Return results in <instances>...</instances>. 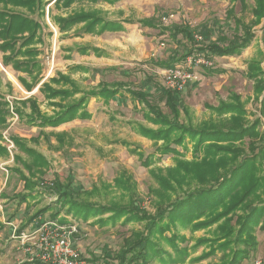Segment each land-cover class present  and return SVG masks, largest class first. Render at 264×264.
Wrapping results in <instances>:
<instances>
[{
    "label": "trees",
    "instance_id": "obj_1",
    "mask_svg": "<svg viewBox=\"0 0 264 264\" xmlns=\"http://www.w3.org/2000/svg\"><path fill=\"white\" fill-rule=\"evenodd\" d=\"M51 1L58 10L69 9L75 3L90 5L89 8L67 11L65 15L52 13L50 5L51 19L60 32H67L80 23H83L85 32L95 34L125 31L123 22L154 26V16L110 19L105 16L103 9L92 6L101 1L115 3L119 0H0V53L5 67L11 65L14 69L27 71L29 74L40 69V60L37 59L40 50L36 44L42 41L43 23L39 17H45L46 6ZM230 1L232 4L239 1L242 10L248 6V0ZM233 5L226 11L227 18L234 16ZM17 8L26 11H19ZM251 10L253 18L250 22H245L240 17L234 18L235 32L232 37L220 35L200 50L205 51L211 59L213 56L240 55L254 38L253 26L264 21V0H253ZM184 30L190 37L187 30ZM90 49L97 56L106 52L96 46L84 47L83 52ZM190 53L192 51L180 57L173 55L165 60H158L155 64L161 68L171 67ZM260 55V58L248 62L246 75L253 80L254 99L260 101L261 111L264 113V48L260 50ZM72 69L88 70L84 66ZM21 80L24 82V79ZM112 83L116 85L111 87L109 84L99 83L101 85L98 88L82 89L69 73L58 72L57 76L40 86V91L56 109L52 114L43 112L37 99L30 97L20 101L22 108L29 103L30 111L25 113L18 106L17 110L27 124L40 128L39 135L33 137L34 141H39L41 136L48 138L44 131L47 126L56 127L75 118H92L93 114L88 109L92 97L102 98L108 103L117 94L128 93L132 100L143 105L144 118L156 125V128L143 123L137 125L138 132L154 140L156 145V150L146 157L143 152L135 150L141 163L145 166L152 164L156 153L179 156L175 164L164 169L165 171L162 168L152 169L151 173L159 182L160 188L150 187V193L159 197L161 205L155 213L142 207L133 176L126 170L114 177L113 184L103 183L107 190L119 189V198L113 197L108 203L93 201L91 198L94 195L101 194L98 184H94L91 189H83L68 175L65 180L56 178L51 187H47L57 193L56 202L63 208L67 207V214L85 221L92 219L95 224H116L118 221L124 224L144 223L142 228L134 229L125 237L122 246L115 252L118 264H152L155 260L184 264L188 260L204 259L218 251L222 252L221 260L215 264H241L248 259L258 248L257 230L264 232V131L259 130L261 118L256 116L250 120L246 101L234 91L217 105H210L212 117L194 122L190 109L184 105L178 91L165 86L159 87L169 109L166 112L152 101L149 87L131 89L123 80ZM78 93L81 94L76 98ZM7 105L0 96V127L6 122ZM182 114H185V120ZM246 138L249 139L250 154L245 153L243 147ZM14 140L18 148L29 156L27 159L21 154L15 155V161L22 163L29 175L20 167H13V171L25 181L24 188L29 190L15 196L19 198V202H23L33 192H39L35 188L43 182L41 179L50 169V162L41 151L29 147L25 140L17 137ZM59 140L64 143V137ZM188 140L192 143L193 157L190 160L180 157L184 155V151L178 148L182 146L188 149ZM123 143L126 144L127 141ZM6 154L7 149L0 143V156ZM172 181L178 185L174 186ZM183 184L189 185V189L183 187ZM174 189L183 190V196L171 199L179 193L174 192ZM165 201L169 203L163 207ZM49 208L50 206L40 209L36 216ZM58 213L59 211L53 213L52 218H57ZM65 221L66 219L60 220ZM213 225L216 226L212 230L213 236L198 237L194 243L182 245L189 238L181 230L188 229L192 232ZM201 245H206L208 249L199 256L192 257V253Z\"/></svg>",
    "mask_w": 264,
    "mask_h": 264
},
{
    "label": "rangeland",
    "instance_id": "obj_2",
    "mask_svg": "<svg viewBox=\"0 0 264 264\" xmlns=\"http://www.w3.org/2000/svg\"><path fill=\"white\" fill-rule=\"evenodd\" d=\"M233 4L230 0H119L116 3H111L109 9L104 10L105 16H110L113 19H118L124 14L126 17L134 19L154 16V26H140L139 23H132L130 31L126 33L127 35L123 33H113L106 36L95 35L91 40L105 45L104 49L109 52L108 57L110 58L88 59L78 57V59H84L83 61L90 62V64L101 66L89 64V67L93 69L87 75L90 80L96 81L99 77L100 83L109 84L111 87L116 85V83L113 84L112 82L118 80L126 81V84L131 89L149 87L152 91V97H150L152 101L158 103L164 111L168 112L169 109L165 105L163 95L159 90V87H164V79L161 72L163 68L155 63L173 55L180 57L182 54L192 51L186 56L187 58L194 53L196 47H205L220 35L224 34L232 37L235 32V17H240L245 22H250L253 18L251 10L253 0H248V6L245 10H242L239 1ZM231 5L234 6V16L227 18L226 11ZM49 8L50 6L46 7L44 18L39 17L43 23L42 32L44 34L43 41L37 45L41 49L39 59L44 69V76L41 77L45 78L47 75L57 76L58 72H63L61 71L62 69L66 71L63 73L70 74L74 72L75 76L80 80H88L83 78L84 73L82 71H75V69L70 68L75 64L73 62L75 57L66 52L67 47L64 45L69 43L66 41L68 37L61 36L59 33L58 27L51 19ZM17 9L26 11L23 8ZM61 12L62 10L54 9V13ZM164 14H174L168 24L162 22L161 17ZM263 25L264 21H261L253 26L254 38L240 55L213 56L212 66L195 67L198 74V78L194 80L195 83H189L182 91H178L184 100V105L190 109L194 122L212 117L213 111L210 105H217L220 100L227 99L229 93L234 91L241 94L242 99L246 101V107L249 111L248 118L250 120L255 119L256 116L261 118L262 123L259 126V130L261 132L264 131V113L261 111V103L254 99L253 80L246 75L248 62L251 59L261 57L260 50L264 48ZM184 29L187 30L190 37ZM194 32H200L204 35L203 43L200 44L194 39ZM91 40L86 43L89 44ZM122 43H130L128 54L121 52L124 49ZM132 54H135L136 58H133ZM185 59H181L177 64H182ZM1 63L0 56V75L7 80L10 79L15 82L14 92L6 89L2 91L24 99L31 97L33 95L32 90L30 94L26 93L21 88V84H17L16 80H14L16 78L13 79L11 77L21 74L15 72L11 67H5ZM262 64L264 65V62ZM24 75L27 76L26 73ZM27 78L29 77L27 76ZM90 80H88L87 84L83 83L80 87L82 89H95L101 85L99 83L90 84ZM86 86H89V88H86ZM122 94L118 99L110 100L108 103L103 102L101 98L91 100L89 104V108L93 113L91 119H77L75 122L62 126H65L71 132L68 136H64V143L60 142V137H56L55 130H52V128L44 130L48 134V138L41 136L39 141H34L33 137L38 136L40 132L38 126L28 125L25 118L20 115H18V118L16 116L6 117L5 124L0 127L1 136L3 137L4 131L8 129L9 136L14 143V137H17L25 140L29 147L45 153L50 162V169L41 179L43 182L40 183V188L43 190L37 200H29L27 208L25 203H23L14 212L10 209L12 207L11 201L13 200V203L16 204L19 199L15 196L7 195L11 198L3 201L0 196V202H4L2 205L10 203L7 209L6 206L3 208V212L0 215L4 214L3 216L6 217V220L13 217L18 220L23 219L24 223L22 222V225L24 229H22L25 232L32 231L37 223V221H34L35 226L32 227V220H34V215L40 209L50 206V210L42 213L45 219H51L53 213L57 211H59L58 215L61 214L59 216L61 219L67 213V207L63 208L59 202H56L57 193L48 190L52 185V181L56 178L65 180L68 175H71L75 184L82 186L83 189H91L94 184H98L101 194L94 195L91 200L108 203L113 197L119 198L121 191L119 189L107 190L104 188L103 183L113 184L114 177L123 170L133 176L141 206L149 212L155 213L161 203L158 196H153L150 193V187L160 188V185L151 173L152 169L162 168L165 171L168 167L175 164L176 158L179 156L172 153L164 155L156 153L152 164L145 166L141 163L135 150L143 152L144 157H146L156 150V145L154 140L138 132L137 125L138 123H143L155 128L156 125L144 118L143 105L140 102L132 100L128 93H126L127 95L125 94L126 99L123 101ZM55 110V108L52 109V111ZM182 118L183 120L186 119L185 114H182ZM123 141H127V143L125 144ZM244 141L245 153L250 154L249 139L246 138ZM1 142L4 144V139ZM187 145L188 149H184L182 146H178V148L184 151V155L180 157L190 160L193 157L190 140L187 141ZM14 150L13 156L21 154L29 159L27 153L17 146ZM13 167H20L25 174L29 175V171L22 163L15 161V157L12 159L10 152L0 156V177L6 173H13L14 181L19 182L16 179H20V176L13 171ZM172 183L174 186L178 185V183L173 181ZM183 187L189 189L187 184H183ZM174 190V192L179 193L175 194L171 199L174 200L179 196H183V190ZM8 193L11 194L12 192ZM14 194L16 195V193ZM53 196L55 197L53 198ZM167 203L169 201H165L163 207ZM67 219L69 222L78 220L80 223L78 233L72 236L73 246L80 254V264H118L114 255L122 246L124 238L129 236L134 229H140L144 225L142 222L124 224L122 221H118L116 224H94L92 219L88 221L81 218L76 219L70 213ZM215 228L216 226L213 225L192 232L188 229L181 230L189 238L182 245H190L198 237L213 236L212 230ZM20 233L16 231L14 235L17 236ZM10 235L8 233L7 237H10ZM15 236L10 239H19L20 241V238H15ZM257 238L259 241L257 250L252 252L251 256L241 264H264V232L258 229ZM21 245L25 246L26 251L29 253L28 260L31 256L36 255L35 250H29L31 247L30 243L24 245L21 243ZM166 247L170 249L168 245ZM207 249L206 245L199 246L192 253V257L199 256ZM221 255L222 252L218 251L216 254H211L204 259L197 261L188 260L184 264H215L220 262ZM152 264L169 263L155 260Z\"/></svg>",
    "mask_w": 264,
    "mask_h": 264
},
{
    "label": "crops",
    "instance_id": "obj_3",
    "mask_svg": "<svg viewBox=\"0 0 264 264\" xmlns=\"http://www.w3.org/2000/svg\"><path fill=\"white\" fill-rule=\"evenodd\" d=\"M50 5H52V13H54V9H57V8L54 7L53 1H51L47 6H50ZM109 5H111V3H108V2H105V1H101V2H99L97 4L92 5V6L93 7L100 8V9H103V10H106V9H109ZM89 6L90 5L87 4V3H75V4H73V6L71 8L62 10L61 13L65 15L67 13V11L71 12L72 10H78V9H80L82 7L89 8ZM101 6H103L104 8L101 7ZM121 12H123V11H121ZM107 17L110 18V19H113L110 16H107ZM125 17H126V15L124 14V16H120L118 19H124ZM123 25L126 28L125 31H104L101 34H95V33L85 32L83 30V28H82L83 23H80L78 25H75L73 28H71L67 32H60L59 31V33L61 34V36L68 37L66 39V41L69 42V43H65L67 45H64L65 47H67V51L66 52L67 53H70L72 56L75 57V60H73V62H75V64H73L70 68L72 69L75 66H84V67H87L88 70H86V71H83V70H75V71H82L84 73V75H83L84 77L83 78H86V79L90 80L87 77L88 73L89 72H92V70H93L91 67H89L90 62L83 61L84 59L79 60L78 57L88 58V59H91V58H94V59H97V58L98 59L99 58L109 59L110 58V57H108L109 52L106 49H104V47H106V46L105 45H101L99 42L92 41L91 39H93L95 35H99V36H103L104 35V36H106V35L113 34V33H123V34L127 35L126 33L128 31H130V28L132 26V23L123 22ZM140 26H142V25H140ZM43 38H44V34L42 32V41H43ZM88 40H91V41H89V44L86 43V42H88ZM41 42H39V43H41ZM39 43H37L36 46ZM129 45H130V43H122V47L124 49L121 52L122 53L125 52V54L126 53L128 54V46ZM88 46H91V47L96 46V47H99V48L105 50L106 52L102 56H97L94 53V51L91 50V49L89 51L83 52V48L84 47H88ZM37 48L40 50V53H41V49L38 46H37ZM40 53H39L37 59H39ZM0 56H1V53H0ZM131 56L133 58H136V55L135 54H132ZM1 64L3 65V63H1ZM107 64H109V63H107ZM90 65H94V64H90ZM94 66H98V65H94ZM6 67H11L15 72H18L19 74H21V75H18L16 77H14V78H16L15 80H16L17 84L20 83L21 86H22L21 88L26 93H28V94H30V91L32 90V92H33L32 94L33 95L30 98L37 99V102L39 104V107H40V109L43 112H47L49 114H52L54 112V111H52V109H54V106L53 105H50L49 100L45 97L44 93H42L40 91V86L43 84V82H48L51 79V77H53V76H50V75L49 76L47 75L45 78L44 77L43 78L41 77V76H44V69L42 68L41 61H40V69L39 70L38 69L37 70H34L33 71V74H29L27 71L16 70L11 65L6 66ZM98 67H101V66H98ZM42 69H43V71H42ZM61 71L66 72V71H64L62 69H61ZM25 73L27 74V76L29 78H27V76L24 75ZM70 74H71V77L73 79H75L76 82L80 86L83 85V83H85V84L88 83V80L84 81V80H80L78 77H76L75 74H74V72L73 73H70ZM21 79H24V82ZM89 83L90 84H98V83H100V79H99V77H98V79L96 81H93V79H91ZM189 83L190 84H194L195 81H190ZM14 84H15V82L13 80H10V79L7 80L4 76L0 75V96H2V99L5 100L7 102V104H8L7 105V108H8L7 117L10 116V107H13L14 110L17 112V114L20 115V116H21V114L17 110V106L20 109L24 110L25 113H28L30 111V104L29 103L24 108H22V106L20 104V101L23 100L24 98H20V97H18L16 95L14 96V95H11V94H7V93H4L2 91L3 89H6L7 91L10 90V91H13L14 92V89H15V85ZM29 85H31L32 87L29 88L28 87ZM86 88H89V86H86ZM80 94L81 93L76 94L75 97L76 96L79 97ZM125 94H126L125 92L122 94L123 101H125V99H126V95L127 94L126 95ZM119 96H121V95L120 94H117L111 100H116V99H118ZM97 99H100V98L92 97L89 100L88 109H89L90 112H92V110L89 108L90 101L91 100H97ZM102 101L104 102L103 99H102ZM77 119H80V118H75V119L70 120L68 122L62 123V124H60L59 126H56V127L47 126L44 129L46 130L48 128H52V130H55L56 137L57 136L58 137L68 136V134L71 133V132L65 126L64 127H62V126L63 125H66V124H69L70 122H75V120H77ZM28 125H30V124H28ZM32 126H35V125H32ZM2 140H3V137L1 136L0 143L6 148V146L1 142ZM16 146H17V144H16ZM8 153L9 152L7 151V154ZM43 154L45 155V153H43ZM11 157H12V159H14L15 155L14 156L11 155ZM14 180H15V177H14V174L13 173H6L4 176L0 177V196L2 197L3 201H5L6 199H10L11 197L16 196L17 193H19V192L25 193V192H28L29 191V190H26L24 188V181H22V180H20L18 178L16 180H18L19 182H16ZM40 189H41L40 186H37L35 188V191H39V192L38 193L33 192V195L32 196H29L23 202H19V200H17V202L15 204V203H13L14 201L12 200L11 201L12 207H10V209L15 212V210H17L18 206L22 205L23 203H25V207L27 208V206L29 205L28 201L31 200V199L34 200V201L37 200V198L39 197V195L42 193V190H40ZM8 192H12V193L9 194ZM14 193H16V195ZM7 195H9V196L12 195V196L9 197ZM3 201H2V203L0 202V213L3 212V208L5 206H6V209H7V206L8 207L10 206L9 205L10 203H8V205L7 204L6 205H2L4 203ZM50 209L51 208H49L48 210H50ZM4 211H5V209H4ZM3 215L2 216L0 215V264H26V262L28 260V257H29V253L26 251V247L21 245V242L19 241V239L18 240H16V239H10V238H13V236H15L14 233H16V231H18L19 233L20 232L21 233L22 232H25L23 230L24 229V226L22 225V222L24 223V220L23 219L22 220H20V219L18 220V219H15L14 217L13 218H9L8 220H6L5 219L6 217L3 216ZM59 216H61V214H59L57 218H53V219L54 220H58L60 222L61 218ZM64 216L65 217L62 218V219H66V221L65 222H61V223H70L71 221L69 222V220L67 219L68 214L65 213ZM34 217L35 218H34V220H32V223H31L32 224V227L35 226L34 221L35 222L38 221L37 219H40V218L45 219L42 216V214H40L39 216H36V214H35ZM51 219H52V217H51ZM76 221L80 225L79 221L78 220H76ZM78 231L76 233H78ZM8 233L11 234L10 237H7V234ZM76 233L74 234V236L76 235ZM18 236L19 235L15 236V238H17Z\"/></svg>",
    "mask_w": 264,
    "mask_h": 264
},
{
    "label": "built area",
    "instance_id": "obj_4",
    "mask_svg": "<svg viewBox=\"0 0 264 264\" xmlns=\"http://www.w3.org/2000/svg\"><path fill=\"white\" fill-rule=\"evenodd\" d=\"M173 17L174 14H164L161 19L164 24H168ZM193 36L198 43H203L202 33L194 32ZM212 65L213 59L209 58L205 51L196 47L194 53L188 56L182 64L161 70L164 86L174 91H182L190 81L198 78L196 66L210 67ZM10 116L18 118L13 107H10ZM8 132V129L4 131V145L13 155L16 145ZM39 220L32 231L22 232L18 236L23 245L30 243L29 250L36 251V255L31 256L27 264H80L79 251L73 246L72 241V236L78 231V222L73 220L70 223H61L58 220L43 218Z\"/></svg>",
    "mask_w": 264,
    "mask_h": 264
},
{
    "label": "bare ground",
    "instance_id": "obj_5",
    "mask_svg": "<svg viewBox=\"0 0 264 264\" xmlns=\"http://www.w3.org/2000/svg\"><path fill=\"white\" fill-rule=\"evenodd\" d=\"M13 79H14V77L13 76H11ZM15 80V79H14Z\"/></svg>",
    "mask_w": 264,
    "mask_h": 264
}]
</instances>
